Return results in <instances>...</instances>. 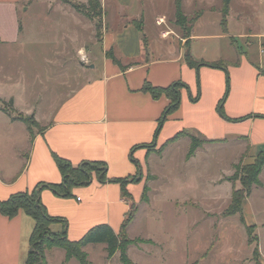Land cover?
I'll use <instances>...</instances> for the list:
<instances>
[{
	"label": "crops",
	"instance_id": "0c3cea01",
	"mask_svg": "<svg viewBox=\"0 0 264 264\" xmlns=\"http://www.w3.org/2000/svg\"><path fill=\"white\" fill-rule=\"evenodd\" d=\"M36 1L0 0V44L18 43L29 20H32L33 34L37 31L43 34L47 30L50 40L62 31L64 39L72 43L77 35L73 37L66 27L72 23L63 19L53 22L49 16L55 7L73 15L74 26L91 29V45H101L98 64L94 63L97 55L86 44H74L73 48L55 53L59 56L55 61L57 66L62 68L68 64L75 72L65 79L54 80V91H59L47 98L48 103L40 94H32V101H28V108L23 110L18 107L13 94L0 91V102L11 101L16 112L25 117L32 116L41 126L31 134L22 122L26 134L21 143L12 148H0V200L16 192L31 191L41 183H59L61 174L53 154L74 165L82 161H101L106 165L105 182L94 177L87 185L72 187L69 196L55 194L47 187L40 190L39 198L47 213L65 220V223L62 219L51 223V232L65 230L69 240H77L92 226L106 223L118 234L131 207L141 201L145 184L150 193L144 179L137 182L130 179L139 169L150 168L155 178L162 179L152 170L155 158L162 157L179 143L187 146L185 162L203 150L197 148L188 158L189 136L165 144L179 131L186 130L206 140H214L215 143L208 141L210 143L204 145L207 149L211 144L229 141L234 135L252 144H264V0H230L225 26L222 24L223 0H181L185 16L191 18L199 14L186 37L171 27V19L176 25L175 0H100L103 29L99 40L94 21L62 0H49L48 5L25 18ZM72 1L87 3V0ZM161 3L171 9L172 17L169 21L165 19L164 27L152 31V39L158 44L146 45L143 40L152 34L147 25L152 23L154 28L160 27L157 20L164 16V13L151 11L149 22L146 10L160 7L158 4ZM108 9L120 11L116 14L118 20L110 21L112 25L116 21L119 28L109 31ZM238 40L246 44L245 51L238 47ZM256 42L257 57L251 49ZM222 44L227 48V56L222 55L226 54ZM109 49L124 68L106 57L105 52ZM187 50L196 62L225 63L230 74L229 92L225 97L226 74L220 68L207 65L189 66L184 59ZM130 63L134 64L128 65ZM87 69L93 74H86ZM176 81L185 83L189 89L180 90L179 107L159 125L169 99L165 95L153 98L142 90V86L149 82L153 86L166 87ZM223 97V112L229 119L222 117L217 109ZM1 114L12 125L21 122L12 120L2 110ZM152 144L163 150L161 155L148 153L147 146ZM115 178L128 179L125 190L130 198L123 193L119 182L111 181ZM133 191L139 196L135 197ZM149 202L148 196L145 203ZM34 226V219L22 210L13 217L0 214V264H26ZM88 245L83 248L85 252ZM45 259L47 264H80L58 247L47 249ZM88 264H91L89 260Z\"/></svg>",
	"mask_w": 264,
	"mask_h": 264
},
{
	"label": "rangeland",
	"instance_id": "374dc122",
	"mask_svg": "<svg viewBox=\"0 0 264 264\" xmlns=\"http://www.w3.org/2000/svg\"><path fill=\"white\" fill-rule=\"evenodd\" d=\"M48 3L49 0H37L29 8L28 15L25 13L28 16L24 15L25 18H30L33 11L38 12ZM158 5L161 6L146 10L147 19H150L151 11L164 13L160 27L154 28L152 23L147 25L152 34L143 40L146 45L158 44L152 39L154 34L152 31L156 32L164 27L167 19L169 21L172 17L171 9H167L162 3ZM254 10L257 11L256 8ZM258 11H261L260 8ZM118 13L120 11L108 9V31L111 28H119L116 21L113 25L110 23L113 19L118 20L119 17L116 16ZM49 16L53 22L63 19L72 23V25L66 23L68 24L66 27L73 37L77 35L76 39L70 43L68 39H64L62 31L57 32L55 38L50 40L47 30L43 34L38 31L33 34L32 20L28 19L25 33L18 43L0 44V91L13 94L18 107L23 110L28 108V103L32 101V94H40L44 100L52 97V93L55 96L59 90L54 91V80L65 79L75 72L73 66L68 64L62 68L56 65L55 61L59 59V56H55L57 51L73 48L74 44L81 43L88 45V49L97 55L94 63L98 64L100 59L101 45L99 43L91 45L93 42L90 28L81 26L80 29L74 26L73 15L58 11L55 7ZM186 18L185 27L188 29L190 17ZM170 21L173 24L171 27L177 28L185 37L186 30L176 21L174 25V19ZM259 23L261 25V22ZM47 28L49 29L48 23ZM236 43L244 51L247 49L242 40ZM221 48L226 53L222 55L227 56L225 44H222ZM251 49L257 57V42ZM117 59L121 62L119 58ZM220 69L226 74L224 68ZM90 72L93 71L87 69L86 74H93ZM228 78L224 97L229 92L230 74ZM46 103H43V106H46ZM0 106L14 116L19 115L10 101L0 102ZM29 125L32 133L41 129L37 123ZM25 134L22 122L12 125L10 121H5L3 114L0 115V148L19 145ZM197 138L198 148L202 147L203 150L189 162H185L186 143L175 145L162 157L153 160L152 170L162 179L155 178L150 168L141 171L139 169L140 172L133 176L135 178L133 182L144 179L149 184L150 193L147 195L150 202L146 204L144 201H138L133 206V219L125 229V235L133 242L128 246V257L136 264H264V167L259 174L263 185L252 187L250 195L243 201L242 213L226 214L233 187L237 189L241 187L236 167L253 161L264 144L256 142L252 144L251 141L247 142L240 139L239 135L238 137L234 135L229 141L211 144L207 149L204 145L210 142L201 136ZM248 143L251 146H246ZM147 147L151 156L161 155L163 152L160 148L156 149L153 144ZM94 177L96 176L93 174ZM126 184L127 182L125 186ZM128 193L125 195L130 198ZM134 195L138 197L139 193L134 192ZM255 248L257 252H254ZM86 253L91 264H122L119 252L107 261L109 258L103 243L89 244Z\"/></svg>",
	"mask_w": 264,
	"mask_h": 264
},
{
	"label": "trees",
	"instance_id": "16d2710c",
	"mask_svg": "<svg viewBox=\"0 0 264 264\" xmlns=\"http://www.w3.org/2000/svg\"><path fill=\"white\" fill-rule=\"evenodd\" d=\"M63 2L69 4L77 12L86 16L87 18L94 21L95 35L99 40L102 36L103 29V9L100 0H87V3H77L72 0H62ZM229 1L223 0L222 6V24L225 26L226 17L229 10ZM199 14H195L193 17L188 19L189 28L185 27L186 16L184 15L181 8V0H175V20L181 28L186 30V36H189L190 26L197 19ZM106 57L110 58L119 67L124 68L121 62L114 56L112 49L105 52ZM184 59L186 63L194 68L201 65H207L215 68H224L226 70V65L224 62H196L192 59L190 52L187 50L184 54ZM134 63H130L131 65ZM227 84L229 82L228 73L226 70ZM185 88L188 90V86L180 81L173 82L166 87L153 86L149 82H145L142 86V90L151 94L153 98H158L161 95H165L169 99V103L163 110L160 118L159 125H161L167 118L169 114L174 112L180 104L181 92L180 90ZM197 97L194 98L196 100ZM11 102V101H10ZM223 102L224 97L219 101L217 106L219 114L229 119L223 112ZM0 110L6 112L12 120H20L26 125L29 133L32 134L30 130L29 123H36L32 116L25 117L22 114L17 116H11L9 111H6L0 106ZM248 117V116H246ZM189 136L191 139L189 151L187 157L192 156L197 148L199 147L198 138L196 135L189 133L186 130L179 131L170 137L165 144L175 142L181 137ZM213 142L214 140H208ZM56 165L61 174V181L59 183H47L38 184L31 191H21L11 194L8 198L0 200V214L7 217L15 216L18 211L22 210L27 215L31 216L35 221V226L30 236V247L27 255L26 264H47L45 259V250L51 247H58L66 252L68 258H76L80 264H88L87 253L84 251V247L88 244L103 243L106 246L107 257L111 258L116 252H119V258L122 264H135L127 255L128 246L133 243L125 235V229L127 225L133 219V208L127 216L125 222L123 223L121 230L116 234L113 229L106 223H100L89 228L79 239L69 240L66 236V231L61 233H53L49 229V225L59 219V217L51 216L47 213L45 206L42 204L39 198L40 190L43 187L49 188L55 194L61 196L71 195V189L74 186L87 185L91 182L93 174L96 178L105 182L106 180V165L101 161H82L79 164H72L69 160L62 158L56 154H53ZM264 167V147L260 149L257 155L254 157L253 161L241 164L240 167L237 166V171H239V179L241 187L239 189L234 188L231 194V202L227 208L226 214L232 215L235 213H242V205L248 195H250L252 187L254 185L262 186V182L259 178ZM134 181L135 178H130ZM111 181L119 182L123 189V193H127L125 190V182L128 179H112ZM149 188L147 184L143 186L141 201H148ZM243 217V216H242ZM62 221L65 220L62 219ZM250 230V228H248ZM257 252V248L254 249Z\"/></svg>",
	"mask_w": 264,
	"mask_h": 264
},
{
	"label": "built area",
	"instance_id": "2783aa9c",
	"mask_svg": "<svg viewBox=\"0 0 264 264\" xmlns=\"http://www.w3.org/2000/svg\"><path fill=\"white\" fill-rule=\"evenodd\" d=\"M163 22V18H158L157 23L160 24ZM262 52L264 53V47L262 49Z\"/></svg>",
	"mask_w": 264,
	"mask_h": 264
}]
</instances>
